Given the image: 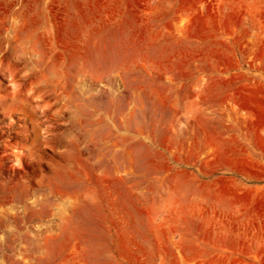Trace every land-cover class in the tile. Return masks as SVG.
<instances>
[{"label":"rangeland","instance_id":"rangeland-1","mask_svg":"<svg viewBox=\"0 0 264 264\" xmlns=\"http://www.w3.org/2000/svg\"><path fill=\"white\" fill-rule=\"evenodd\" d=\"M0 264H264V0H0Z\"/></svg>","mask_w":264,"mask_h":264}]
</instances>
